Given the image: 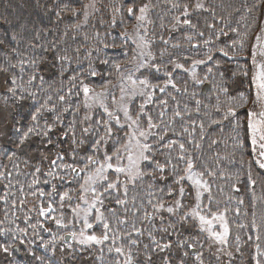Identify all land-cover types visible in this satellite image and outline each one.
Instances as JSON below:
<instances>
[{
  "label": "trees",
  "instance_id": "obj_1",
  "mask_svg": "<svg viewBox=\"0 0 264 264\" xmlns=\"http://www.w3.org/2000/svg\"><path fill=\"white\" fill-rule=\"evenodd\" d=\"M176 2L189 5L188 19L196 25L195 29L183 23L175 24L173 17L179 15V11L172 8V4ZM197 3L198 0H0V171L5 173L0 177V244L10 246L8 253L0 250V264H116L117 260L123 264L124 257L108 249L124 246L127 252V233L132 232L133 224L145 230L142 236L132 234V238L138 241L131 246L133 264H145L147 255L152 257V264H165V257L168 264H181V261L183 264H199L196 260L198 253L203 264H257V260L264 264V255H257V246L264 252V169L257 163L261 159L259 148L257 146L254 154L248 130V113H255L258 108L252 51L261 28H264V2L257 8L254 5L258 0L200 1L208 11L197 9ZM144 4L149 5L147 21L150 23L145 22L148 48L143 51L145 58L151 51L155 59L148 63L158 66L159 71L155 67L139 71L136 68L141 62L142 50L137 47L139 36L134 29L137 22L128 16L127 8L134 6L139 14L138 9ZM117 8L121 11L116 12ZM125 31L129 34L127 37L123 35ZM140 31L143 33L144 29ZM200 32L203 36L199 35ZM205 41L209 43L205 44ZM221 48L229 55L224 56L219 51ZM209 54L213 56L212 60L195 66L196 79L191 72L173 71L172 61L191 68L193 60L206 59ZM58 56H67L68 59L60 61ZM22 61L25 62L23 65ZM32 61H36L35 67ZM116 64L121 65L120 72H117ZM93 70L95 76L90 74ZM166 72L173 73V82L179 91L171 86L164 93L156 89L154 101L147 106V111L154 119H159L160 111L165 108L159 102L167 101L164 121L171 123L172 130L165 143L171 139L184 142L195 160V170L204 173L202 179L207 182L209 190H201L200 211L209 218L212 213L224 214L228 226L226 243L212 241L206 231L200 230L198 219L191 216L181 224L176 223V215L160 210L155 212L151 221L143 219L145 212L153 213L152 205L158 201H163L166 209L173 205L175 199H182L184 207L181 214L195 206L196 189L185 180V194L181 198L180 185L174 183L175 177L168 170L164 178L157 174L154 179L145 176L127 183L126 197L123 186L119 191L111 190L110 194L105 193L103 205L97 204L112 226L109 236L117 232L123 237L116 241L115 246L111 239L103 245H81L73 239L65 243V235L79 234L83 228L84 213L80 212L77 217L72 208L77 204L81 209L89 206L79 200L81 185L88 173L75 176L70 171L61 172L63 180L45 176L57 148L46 145V141L42 142L36 135H31L23 146L17 148L19 136L32 123V113L51 97L48 107L51 109L54 105L56 111H44L39 124L43 127L45 121L51 123L59 114L60 121L53 129L51 139L54 145L60 143L65 163L83 166L85 158L93 154L92 144L98 138L95 132L100 126L95 122L107 116L101 105L85 107L87 98L81 81L93 90L89 96L101 92L108 84L103 105L112 109L116 107L113 96L120 102L119 88L125 73L133 79L147 76L152 83L163 85L168 79ZM33 73L37 78L28 83ZM13 78L15 85L12 84ZM205 86L208 90L202 93ZM10 87L16 88L15 95L8 91ZM224 89H227L226 93ZM241 93L246 98L245 102L235 107L234 116L225 119V112L238 103ZM61 95L65 96L63 102L59 100ZM20 96L25 98L19 99ZM143 99L136 95L125 98L123 102L135 114ZM197 101L200 102L198 106ZM65 108L68 110L64 111ZM176 110L185 113L183 119L173 117ZM86 115L91 120H85ZM191 121L196 122L192 139L199 143V148L195 143L187 142L189 137L186 133L173 134L182 131L181 125L192 131ZM201 123L204 125L203 139L200 138ZM89 125L93 126L92 131L83 134L82 128ZM70 126L75 128L76 139L78 142L83 140L82 144H72L70 131L66 138L61 139ZM17 128L21 129L20 133L16 132ZM125 133L126 129L116 132L102 147L99 157L102 158L105 151L109 154L114 152L120 146L118 141H126ZM100 134H103L102 128ZM149 142L157 143L154 139ZM41 152L48 154L49 159L41 161ZM177 152L178 148L171 155L175 157ZM167 156L168 150L161 148L157 159L163 163ZM36 166L41 168V172L36 174L40 182L29 187ZM183 167L181 164L180 168ZM107 175L110 181L116 179V173L111 170ZM45 180L49 183L45 184ZM120 180L124 181L123 175ZM101 183L106 187V181H98V188ZM6 185L10 186L6 188ZM53 185L56 186V194L49 197L47 193L53 191ZM37 189H42L46 195L33 196L31 193ZM169 189L172 195H168ZM65 191L70 193L71 200L66 199L61 208L59 193ZM85 197L90 204L91 193H85ZM118 198L126 199V204L118 205ZM49 199L53 200L56 209L51 216L63 214L67 227L58 226L51 216H39L41 201L46 207ZM88 219L93 227L87 229L86 234L103 235V223L96 220L94 208ZM118 220L126 223L118 224ZM169 223H176V227L161 231ZM30 225H36L35 229ZM18 228L26 229L27 235L16 231ZM149 232L162 243L171 242L172 247L163 252L153 251L155 246L149 240ZM183 241L194 244V248H188L186 244L180 247ZM145 244L149 245L148 249L144 248ZM14 247H18L19 255L13 252ZM192 249L197 251L195 256L190 253ZM254 256L257 259H253ZM36 257L42 259L37 260Z\"/></svg>",
  "mask_w": 264,
  "mask_h": 264
},
{
  "label": "snow or ice",
  "instance_id": "obj_2",
  "mask_svg": "<svg viewBox=\"0 0 264 264\" xmlns=\"http://www.w3.org/2000/svg\"><path fill=\"white\" fill-rule=\"evenodd\" d=\"M261 2H264V0H258V3L254 5V7H259V4ZM197 9H203L204 11H208L207 8L204 7L202 3H197L195 5ZM172 8L179 11V15H176L173 17L175 24L183 23L184 25H189L193 29H195L196 25L192 24L191 20L188 19L189 16V5L187 3L181 4L179 2L173 3ZM182 9V11H180ZM116 12H120L121 9L117 8L115 9ZM149 11V5L144 4L138 9L134 6H130L127 8V13L129 17H134L136 20V25H134V29L136 31L137 36H139V43L137 44V47L140 48L142 51L140 53L141 62L139 63L137 67V71H139L141 68L145 67H155L156 71H159V67L156 65H150L148 63L149 60L155 59V57L152 55L151 51H148L145 58V52L143 49L148 48V42L145 40V36L147 35V28L145 26V22L147 21V13ZM85 17H87V11L85 10ZM183 17V19H182ZM150 23V21H147ZM163 27V25H161ZM175 26V25H174ZM209 27H213V25H209ZM143 28L144 31L141 33L140 29ZM232 31H236V29H232ZM261 32L264 33V28H261ZM226 35L227 33H221ZM125 37H127L129 34L127 31L123 33ZM200 36H203V32L199 33ZM261 36H257V42L261 40ZM15 39V37H13ZM189 40L192 39L191 36L188 37ZM167 43V41H164ZM209 43V41H205V44ZM233 43H236L235 41ZM107 46V45H106ZM195 47V45H194ZM221 53H223L224 56H228L229 53L225 49L221 48L219 49ZM261 55H264V49L261 51ZM58 60L64 61L67 60V56H58ZM135 59V57H134ZM213 59L212 55H207L206 59H197L192 61V67L186 68L184 64L179 63L177 61H172L173 64V71L177 69H181L186 72H191L193 74V79L195 78V66L199 64H205L207 61H210ZM252 59L253 64L256 63V45H253V51H252ZM104 63H107V61H103ZM22 65L25 62H21ZM32 66L35 67L36 61L31 62ZM15 67V65H13ZM115 68L117 72H120L121 65L116 64ZM21 71H24V68L21 67ZM211 71V69H209ZM91 75L95 76L96 72L93 70L90 72ZM168 79L163 83V85L152 83L150 79L145 76L144 78H138L133 79L131 75L128 76V80L131 81V96L139 95L143 97V102L139 106V110L133 114L128 104L124 103L125 100V88L122 84L121 86V97L120 102L118 103L116 98L113 96V105H116V107L110 109L107 105H101L104 109V112L106 113L107 118L97 120L95 123L96 125L100 126L96 128L95 134L98 136L97 139H95L94 143L92 144V155H88L85 159L86 162L83 163V166H80L79 164L74 163H65V153L61 150V145L59 142H56L54 145V142L51 139V133L53 129L56 127V124L58 121H60V115L57 114L53 121L49 123L48 121L44 122L43 127L40 126L39 120L41 118V114L44 111H56L55 106L53 105L50 109L48 107V102L51 101V97H48V100L45 101V103L41 104L40 107L36 108L35 112L31 115V125L27 128L26 131H23L22 135L19 136V142L16 145L17 148H20L25 144V141L29 139L31 135H36L38 137H41L42 142L46 141V145L48 146H55L57 148V151L55 152V158L51 159L50 161V170L45 172L44 175L47 177H52L54 179L59 178L61 180L64 179V176L61 175V172L70 171L72 174L79 176L81 173H88L84 178V184L81 185V192L79 195V200L82 203L88 204L87 209H81L80 205L77 204L76 207L72 208V212L75 214V216H79L80 212H83V228L80 231L79 234L76 232L70 233V236L73 240H76L81 245H87V244H96V245H103L106 241L109 239L112 240L113 246H115L116 241L118 239H122L123 237L117 233L113 232L112 236H109V232L112 231L111 224L104 218L103 213L100 211V208L97 207V204L103 205V197L105 193L110 194L111 190H117L119 191L120 188L123 186L124 189V195L127 196V183L134 182L136 179H142L145 176H151L153 179L157 174L161 175V178H164V174L166 173V170L170 171L171 174L175 177L174 183L176 185H180L179 187V196L182 198L185 194V187L183 186V182L185 180L189 181L192 186L196 189V204L195 206L187 212H183L181 214L180 210L184 207L182 204V199H175L172 206H168L165 209V204L163 201H158L156 204H153V213H147L145 212V215L143 219L151 221L153 218V215L155 212H159L160 210H166L169 214L176 215L178 217V220L176 223H184L187 221L188 217L191 216L193 218L198 219L200 230L206 231L210 237H212L216 242L220 244L226 243V238L228 236V226L227 222L224 219L223 213H212L211 217L206 216L201 213L200 208V200L202 191H208L209 186L205 180L202 179L204 176L203 172H198L195 170V160L192 157V155L188 152V150L185 147L184 142H179L177 139H171L168 140L165 143V139L168 136V133L170 130H172L171 123L164 121V115L166 110L167 101L166 100H160V105L165 106L164 109H162L159 113V119H154L153 116L147 111V106L154 101L155 97V90L159 89L160 93H164L166 89L171 86L173 89L177 88L176 84L173 82V73L172 72H166L165 73ZM37 77L35 73L30 77L28 83H31L33 80H35ZM43 79L42 77L40 78ZM73 80L75 77L72 78ZM123 80V78H122ZM200 81L197 80V83ZM253 83L256 85L257 88V100H264V64L260 65V71L257 74H254L253 76ZM12 84H16L15 78L12 79ZM82 85V91L87 98L89 94L93 91L89 88L87 84H84L83 81H81ZM109 85L105 84L103 86V89L101 92L95 93L96 98H103L107 94ZM8 91L11 92L13 95L16 94V88L10 87L8 88ZM186 91V89H185ZM225 93L227 92V89H224ZM30 96H34L33 93H29ZM25 97L20 96L19 99H24ZM174 99V97H173ZM245 97L243 93H241L238 97V103L235 106H230L228 110L224 114V118L227 119L229 116L235 115V107L242 106L243 102H245ZM60 101L65 100V96L61 95L59 97ZM197 106L199 105V101L196 102ZM85 107H87V104H85ZM68 109L65 108L64 111H67ZM198 110V108H197ZM219 110V109H218ZM121 113L123 114V119H121ZM185 113H182L179 110H176L173 112V117H179L183 119ZM256 115L253 112L248 113V130L249 134L251 136V143L253 145V153L255 154L257 151V146L259 148V156L261 159L257 160V163L260 168L264 169V112H261L259 114L260 120L257 121ZM85 120H91L90 116H85ZM217 121H214L216 123ZM192 125V131H189V127L186 125H181L182 131L181 132H173L174 135L179 136L183 134H187L189 139L188 143H195V141L192 139L193 133L195 132L196 122L191 121ZM92 125H89L88 127L82 128L83 134H89L92 131ZM100 128L103 129V134H100ZM115 128V131H114ZM200 128V138H204V125L201 123L199 125ZM126 129V141L120 142V146L115 149L114 152L109 154L107 151L104 152L103 157H99V153L102 150V147L108 143V141L115 135L116 132H119L120 130ZM69 131L72 134V144L83 143V140H80L79 142L76 139V133L75 128L73 126H70V128L66 131H64L63 135L61 136V139H64L68 136ZM17 133L21 132V129H16ZM150 139H154L157 141V143H150ZM195 146L199 148V143H195ZM164 148L168 150V156L165 159L163 163L160 162V160L157 159V154L160 152V149ZM178 148V152L175 157L171 155L173 151H176ZM74 154V153H73ZM13 155H15L13 153ZM41 161H46L49 159L48 154L45 152L40 153ZM9 159L11 160L12 157L9 156ZM126 160V163H125ZM175 161V162H173ZM183 164L184 167L181 169L180 165ZM57 169L60 171L58 172ZM109 170L116 173V179L114 181H110L107 173ZM41 172V168L39 166L35 167V172L33 173V179L31 181V185L29 187H32L33 185L39 184V177L36 175L37 173ZM9 175H11L9 173ZM123 175L124 181L120 180V176ZM208 175H212V173H208ZM5 173L3 171H0V177H4ZM251 180V177H249ZM98 181L100 182H107L106 187L103 183L99 184V188L97 187ZM45 184L49 183L48 180L44 181ZM10 185H6L5 187H9ZM99 189H102L99 190ZM22 191V189H21ZM91 193L92 195V201L89 204L88 200L85 197V193ZM33 196H36L37 194L40 197H44L46 193L42 189H37L36 191H33L31 193ZM56 194V186L53 185V191L47 193V196L53 197ZM7 195V194H6ZM168 195H172V190L169 189ZM68 199L71 200L70 193L65 191L62 193H59V204L60 207L63 208L65 200ZM23 204V201H21ZM116 203L118 205H125L126 199H117ZM95 209L96 211V220L98 222L103 223L104 233L101 236H97L95 234H86L87 229H91L93 227V224L89 222L88 216L90 214L91 209ZM31 211V210H30ZM56 209L54 207V202L52 199H49L47 202V206H44L43 201L40 203L39 207V216L42 217H49L53 212H55ZM52 219H54L55 223L58 226L67 227V224L64 223V216L61 214L59 217L51 216ZM214 221H219L220 226L223 229L222 232H216L213 230V223ZM118 224H125L126 221L124 220H118ZM176 223H169L167 227H164L161 229V231L167 232L168 228H175ZM33 229H35L36 225H30ZM43 227V225H40ZM253 227H255V222H253ZM47 231V229H45ZM19 233L22 235H27V230L24 228H18L16 229ZM144 229L138 228L133 224L132 226V232L127 233V239H128V248L129 250L126 252L124 246H115L109 247V252H112L113 250L118 256L124 257L123 264H133V256L131 253V246L136 245L138 241L136 239L132 238V234L134 233L137 236H142L144 234ZM149 240L151 241V244L155 247L153 248V251H160L163 252L166 249H170L172 247L171 242L162 243L160 240H157L155 235H153L151 232L148 233ZM237 241H239V237H237ZM21 243H25L24 240H21ZM187 245L188 248H194V244L189 243L188 241L180 242L179 246L184 247V245ZM145 249L149 248L148 244L144 245ZM0 250L4 251L5 253H8L10 250V246H6L4 244H0ZM229 256H231V253H227ZM185 256L188 255L187 252L184 253ZM257 255H264V252H261L259 249V246H257ZM37 260H41V257H36ZM253 259H257L255 256ZM196 260L199 261V264H203L201 255L198 253L196 255ZM116 264H120V261L117 260ZM145 264H152V257L150 255L146 256ZM165 264H168L167 257H165ZM181 264H183V261H181ZM257 264H262L261 261L257 260Z\"/></svg>",
  "mask_w": 264,
  "mask_h": 264
},
{
  "label": "rangeland",
  "instance_id": "obj_3",
  "mask_svg": "<svg viewBox=\"0 0 264 264\" xmlns=\"http://www.w3.org/2000/svg\"><path fill=\"white\" fill-rule=\"evenodd\" d=\"M200 1L201 2H205L206 0H198V3ZM260 36L262 37L261 40L259 42L256 41V44H255L256 45V63L253 64V66H254V74H257L260 71V65L264 64V55H261V51H262V49H264V33L261 32ZM128 76L129 75L126 76V73H125V75L123 76V80H121V86L123 84V86L125 88V98H132L134 96L130 95L132 86H131V81L128 80ZM119 89H120V97H121V95H122L121 87ZM254 90H255V99L257 101V105L256 106H258V108H256V110H255V114H257L256 115V119H257V121H259L260 120L259 114L261 112H264V100H257V88H256L255 84H254ZM102 104H103V98H96L95 94L90 95L89 97H87V105L88 106H98V105H102ZM216 228L219 229L218 232H222L223 231V229L220 226V222L219 221H214V223H213V230L217 232ZM210 238H212V237H210ZM212 241H214L217 244H220V243L216 242L213 238H212Z\"/></svg>",
  "mask_w": 264,
  "mask_h": 264
},
{
  "label": "water",
  "instance_id": "obj_4",
  "mask_svg": "<svg viewBox=\"0 0 264 264\" xmlns=\"http://www.w3.org/2000/svg\"><path fill=\"white\" fill-rule=\"evenodd\" d=\"M206 89H207V87H205V88L203 89V93L206 92ZM65 240H66V242H68V241H69V236H66V237H65ZM14 250L17 251V249H14ZM192 253H195V252H192Z\"/></svg>",
  "mask_w": 264,
  "mask_h": 264
}]
</instances>
